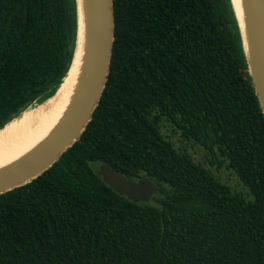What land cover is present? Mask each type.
Instances as JSON below:
<instances>
[{
    "label": "trees",
    "instance_id": "16d2710c",
    "mask_svg": "<svg viewBox=\"0 0 264 264\" xmlns=\"http://www.w3.org/2000/svg\"><path fill=\"white\" fill-rule=\"evenodd\" d=\"M108 81L80 139L0 195V264H264V113L231 0H114ZM76 0H0V130L71 67ZM223 158L234 190L170 133ZM171 135V134H170ZM107 165L159 193L134 203Z\"/></svg>",
    "mask_w": 264,
    "mask_h": 264
},
{
    "label": "water",
    "instance_id": "95a60500",
    "mask_svg": "<svg viewBox=\"0 0 264 264\" xmlns=\"http://www.w3.org/2000/svg\"><path fill=\"white\" fill-rule=\"evenodd\" d=\"M231 1L241 30L248 73L264 113V0H242L244 28L234 0ZM76 15L78 30L71 67L80 41L84 40L85 44V61L77 93L51 135L24 158L0 170V195L32 182L50 169L80 139L101 101L115 40L114 0H76ZM50 99L27 109L17 118ZM96 171L114 192L134 203L150 202L159 193V187L149 178L131 181L104 164L98 165Z\"/></svg>",
    "mask_w": 264,
    "mask_h": 264
},
{
    "label": "bare ground",
    "instance_id": "6f19581e",
    "mask_svg": "<svg viewBox=\"0 0 264 264\" xmlns=\"http://www.w3.org/2000/svg\"><path fill=\"white\" fill-rule=\"evenodd\" d=\"M234 4L244 28L242 0H234ZM76 53L71 71L58 93L0 131V170L16 163L41 145L65 117L81 80L85 61L84 40L80 41Z\"/></svg>",
    "mask_w": 264,
    "mask_h": 264
},
{
    "label": "rangeland",
    "instance_id": "374dc122",
    "mask_svg": "<svg viewBox=\"0 0 264 264\" xmlns=\"http://www.w3.org/2000/svg\"><path fill=\"white\" fill-rule=\"evenodd\" d=\"M170 134V139L176 143L178 147H181L190 153L197 162L204 164V166L210 169L213 174H215L223 182L230 185L234 190L238 192H244V188L239 182L236 174L227 168L226 163L224 162V164L220 166L219 161L223 160V158L219 157L215 159L214 157L209 156L207 151L188 144L185 140L179 137V134H175L173 132Z\"/></svg>",
    "mask_w": 264,
    "mask_h": 264
}]
</instances>
